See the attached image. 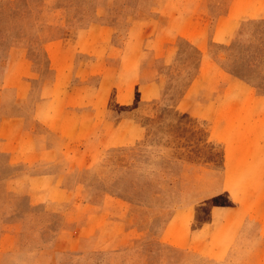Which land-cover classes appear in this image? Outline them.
<instances>
[{
    "label": "rangeland",
    "instance_id": "obj_1",
    "mask_svg": "<svg viewBox=\"0 0 264 264\" xmlns=\"http://www.w3.org/2000/svg\"><path fill=\"white\" fill-rule=\"evenodd\" d=\"M183 2L0 0V69L13 40L25 42L41 65L51 40L50 49H76L74 65L90 63L64 84L78 90L70 92L75 118L79 112L94 123L53 134L32 117L26 125L37 146L53 152L0 157V264H264V222L243 219L254 187L242 171L222 187L221 171L225 140L236 126L245 132L247 114L263 122L264 112L246 108L248 95L232 111L219 105L232 95L222 93L227 84L237 87L224 64L264 86V19L230 29L227 44L207 43L209 22L199 30V49L176 26L165 27V9L179 15ZM94 56L104 60L92 63L100 61ZM79 84L87 85L84 101ZM170 178L179 186L177 201L152 205L153 196L165 199ZM187 200L194 201L190 211L170 225L184 245L173 246L159 234L173 207ZM139 205L155 212L140 218ZM96 211L105 218L84 229ZM133 228L145 230L141 239L117 247L124 238L115 232L130 236Z\"/></svg>",
    "mask_w": 264,
    "mask_h": 264
},
{
    "label": "crops",
    "instance_id": "obj_2",
    "mask_svg": "<svg viewBox=\"0 0 264 264\" xmlns=\"http://www.w3.org/2000/svg\"><path fill=\"white\" fill-rule=\"evenodd\" d=\"M182 1H185V3L183 2L185 5L182 4L179 15H176L175 9H165V22L168 21L165 27L173 28L176 26L180 35L188 38L187 40L197 45L199 49L202 48L204 41V37H198L199 30L208 27L209 22L212 31L207 43L227 44L233 36V31H230V29H234L236 26L241 28L243 23L252 20L251 17H258L253 19H264V0H261L260 3H253V0ZM172 22L176 23L173 24ZM218 28L223 30L219 32L220 29ZM218 32L219 34H217ZM51 42L52 40L44 45L46 65H41L34 56L28 53L23 41L13 40L5 49L0 69V157L5 155L8 161L28 160L33 156L39 158L53 152L52 147L39 148L37 146L35 136L27 129L26 125L32 117L52 133L59 130V127L64 132L69 125L76 126L75 130L81 128V126L86 129V126L92 123L85 114L79 112V118H75L73 113V111L75 112V98L72 97V94L70 95V92L76 95L78 90L67 89L66 84H64L69 81L72 72L74 74L80 72L83 70V64L90 62H77L79 64L74 65V59L77 56L76 49L66 51L55 47L50 49L49 44ZM203 53L201 57L204 56ZM71 58L72 60H70ZM94 59L100 61L92 63H99L104 60V57L94 56L91 60ZM222 67L229 77V81L235 83L237 87L230 89V85L227 84L222 93L228 90L232 95L228 100H221L219 105L227 104V107L232 111V109L241 105L242 100H239V98L248 95L252 99L251 103L244 100L245 103L248 102L249 104H246V108L252 110V107H255L264 112V86L255 82L251 78L252 74L248 71V74H246V71L235 70L227 64ZM90 68H92V65ZM78 89L84 91V101L86 96L89 95L85 93L87 85L79 84ZM235 94H237V98ZM95 96L97 97L99 94ZM87 109L86 106L83 107V113ZM261 117L263 118V116L252 112L247 114L242 121L244 125H247L243 129L245 132L237 131L236 126V133L230 135L227 141L225 140L223 150L225 159L221 171L222 187L228 184V188L231 187L232 176L236 177L233 173L244 172V179L247 182L250 181V186L254 187V190L250 194V202L243 205V219L253 217L264 222V121L259 122L260 120H258ZM229 118L231 119V116ZM233 122H237V120ZM120 123L122 122L120 121ZM260 124L261 126H259ZM136 138L138 136L134 137V139ZM40 175L46 176L44 174ZM35 177L40 178V176L33 175L30 176V180H34ZM169 181L170 183L166 184L165 191L162 192V195L160 194L165 199L159 202L156 196H153L152 205L159 203L171 205L177 201L172 197L176 194L179 196L176 191L179 186H175L173 178H170ZM148 185L150 190L155 186L153 183H148ZM181 203L179 206L173 207L159 234V239H164L166 243L178 247L184 245L182 243L184 237L178 238L172 232L170 225L177 215L188 213L194 201L187 200ZM139 207L141 206L139 205ZM153 208L154 206H142L139 217H150L155 212ZM104 218V211L90 212L86 217L83 228L93 231L99 227L98 222L101 223ZM131 232L130 236L125 231L123 233H120V231L115 232L114 238L116 237L119 241H122V235L124 238V242H121V245L117 247L127 245L125 243L127 240L129 243H136L135 241L141 239L145 230L133 228Z\"/></svg>",
    "mask_w": 264,
    "mask_h": 264
}]
</instances>
